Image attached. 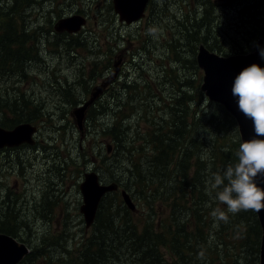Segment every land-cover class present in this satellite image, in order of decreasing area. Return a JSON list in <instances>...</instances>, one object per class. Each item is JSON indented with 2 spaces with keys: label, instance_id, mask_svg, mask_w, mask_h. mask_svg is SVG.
Segmentation results:
<instances>
[{
  "label": "trees",
  "instance_id": "1",
  "mask_svg": "<svg viewBox=\"0 0 264 264\" xmlns=\"http://www.w3.org/2000/svg\"><path fill=\"white\" fill-rule=\"evenodd\" d=\"M256 1L227 0V6L235 5L240 14L234 27L246 26L245 43L232 46L235 54L247 55L254 44L264 41V0ZM20 3L0 0L1 84L30 76L28 67L41 55L39 41L47 37V33H40L33 38L26 32L30 17L21 11ZM204 4L202 17L194 18V23L186 15L185 27L192 28L196 43L226 57L224 44L218 41L215 31L221 25L220 17L213 2L205 0ZM74 40L70 37V42ZM182 41L188 43L187 37ZM194 62V74L180 80L167 100L157 99L156 112L147 109V116L141 118L146 119L144 128L125 114H138L134 105L138 96H130L131 88L141 87L138 82L131 86L124 83L125 96L112 93L88 113L95 124L98 118L106 120L102 130L94 125L92 137L103 132L112 139L116 151L110 159L106 156L107 163L103 160L102 172L106 170L110 182L130 193L136 211L125 206L119 192L109 194L88 236L86 230L82 239L70 241L69 233L42 235L21 264H249V257L251 264H259L262 228L257 213L228 212L227 206L216 199L220 189L212 188L214 175H222L227 165L237 163L241 143L238 125L221 104L209 100L208 109L202 108L206 95L195 58ZM68 87L61 86L60 93L71 101L75 92L71 91L73 86ZM10 88L6 84L0 91V126L12 129L21 123L44 124L42 104L23 90L9 92ZM153 100L145 99L146 104ZM91 158L94 165L97 156ZM216 210L223 211L227 220L214 217ZM0 233L27 243L24 238L33 229L17 209L9 220H0Z\"/></svg>",
  "mask_w": 264,
  "mask_h": 264
},
{
  "label": "rangeland",
  "instance_id": "2",
  "mask_svg": "<svg viewBox=\"0 0 264 264\" xmlns=\"http://www.w3.org/2000/svg\"><path fill=\"white\" fill-rule=\"evenodd\" d=\"M208 1L214 3L216 13L220 17L221 25L216 26L215 31L218 41L224 44V50L228 55L225 58L237 56L232 46L245 43L243 33L246 26L234 27L240 21V14L227 6L229 5L227 0ZM204 2L205 0H151L145 17L139 22L127 25L119 21L120 17L115 13L112 1L55 0V9L64 5L73 10L86 12L84 16L88 17L89 23L74 35L55 32L54 36L52 32L54 25L63 18H59L56 14L55 19L46 16L30 18L32 27L42 26L51 31L47 37L45 35L41 37V58L28 67L30 76L27 79L0 83V91L6 84L12 87L9 92L23 90L30 97L36 98L42 104V109L44 108L45 123L35 125L42 128L35 139L37 148L31 149L32 146L23 144L26 147L14 148L5 154H0V213L2 214L0 220L10 219L15 212L11 206L20 205L21 217L28 221L33 229V233L24 238L29 247L32 245L35 247L37 238L42 235L55 236L69 233L68 241L71 238L82 239L86 228L80 216L83 202L80 201L79 183L84 181V174L88 170L97 171L103 182L112 183L111 175L106 170L102 172L101 169L103 160L107 163L116 153L112 139L103 135V132L92 137L94 125L101 129L106 120L98 118L99 123L95 124V121H91L88 116L85 138L81 139L71 112L88 101L94 88L104 84L113 74L118 61L116 57L122 52L125 74L119 75L117 81L113 85L111 83V88L108 89L109 86L105 91L118 94L120 97L125 96L124 83L131 86V83L138 82L140 88L130 89L131 97L138 96L134 102L138 114L130 111H126L125 114L135 125L138 123L144 128L146 119L141 118L147 116V109L156 112V100L161 98L167 100L174 94V86L179 85L180 80L189 77L191 73L194 74V58L197 60L199 49L203 45L196 43L194 31L191 30L192 28L186 29L185 26L187 16L191 23H194V18L202 17ZM241 6L238 5L237 8ZM188 30H191L190 34ZM51 37L55 39V51L52 50ZM70 37L75 40L70 42ZM186 37L188 43L182 41ZM77 39L80 40L78 43ZM175 40L178 43H174ZM170 41L173 43L171 44ZM61 44L63 46H60ZM256 47L257 44H254V50ZM96 51H101L103 55L96 54ZM104 56L107 69L102 79L98 73L99 65L96 63L102 61ZM92 64H96L93 67L97 74L96 84L94 87L81 88L83 85H88L86 70ZM198 69L204 77L203 70L200 67ZM53 74H55V82L51 83ZM61 76L68 79L71 86L77 87V93L71 101L66 100L68 95L53 90L60 82V86L68 84L65 80L60 79V82L57 80ZM152 98L154 100L146 104L145 99ZM99 99L95 105L106 102L105 96ZM72 104L76 105L72 106ZM30 108L33 111L36 109L33 106ZM128 118H125L124 123ZM91 156H97L94 165L91 164ZM55 165L58 170H55ZM104 167L105 164L102 168ZM52 181L57 182L59 189L65 192L64 195L62 192L56 193L65 201L60 198L54 200L51 194L44 198L43 194L52 188ZM6 195L11 196L9 211L2 210L4 206L1 198ZM53 200L57 202L56 206L55 204L53 206L54 212L58 215L57 221L47 219L50 212L46 210V205ZM66 212L71 216L64 221ZM89 232L85 235L88 236ZM73 243L74 241L72 245ZM248 262L252 263V257H249Z\"/></svg>",
  "mask_w": 264,
  "mask_h": 264
},
{
  "label": "water",
  "instance_id": "3",
  "mask_svg": "<svg viewBox=\"0 0 264 264\" xmlns=\"http://www.w3.org/2000/svg\"><path fill=\"white\" fill-rule=\"evenodd\" d=\"M151 0H113L114 10L120 17L119 21L127 25L139 22L145 17L146 9ZM118 17V18H119ZM87 25L85 16H73L60 19L55 25V32L58 34H77ZM264 49V41L260 40L254 52L244 55L240 54L225 58L217 53L211 52L204 45L200 47L197 55L198 67L204 72L202 91L208 99L221 104L236 119L241 136V143L255 137L253 122L248 119L239 109L238 97L232 94L235 78L247 67L253 64L264 68V58L260 50ZM123 61H116V70L107 78L101 86H97L91 93V98L83 105L75 108L71 115L75 120L77 129L84 137L87 114L91 106L104 95L106 88L113 84L119 77ZM38 128L30 123H21L11 130L0 127V148L19 147L23 144L35 145V135ZM264 139V137H257ZM259 187L264 188V176L256 180ZM83 196L81 213L84 216L86 231H89L95 224L100 205L109 194L120 190L117 183H103L99 174L87 172L85 179L80 185ZM125 206L131 211H136V205L130 193L126 190L120 191ZM262 228V242L260 253V264H264V210L257 213ZM30 247L19 241L17 238L0 233V264H21L30 254Z\"/></svg>",
  "mask_w": 264,
  "mask_h": 264
},
{
  "label": "clouds",
  "instance_id": "4",
  "mask_svg": "<svg viewBox=\"0 0 264 264\" xmlns=\"http://www.w3.org/2000/svg\"><path fill=\"white\" fill-rule=\"evenodd\" d=\"M260 55L264 58V49L260 50ZM232 94L239 98L240 111L253 122L255 137L240 143L237 163L227 165L222 175L215 174L212 188L220 189L216 199L227 206L228 212L237 214L241 210H252L260 213L264 210V188L259 187L256 180L264 176V139L257 137H264V68L256 64L245 68L235 78ZM208 104L205 96L202 108L208 109ZM213 216L227 220L220 210L214 211Z\"/></svg>",
  "mask_w": 264,
  "mask_h": 264
},
{
  "label": "flooded vegetation",
  "instance_id": "5",
  "mask_svg": "<svg viewBox=\"0 0 264 264\" xmlns=\"http://www.w3.org/2000/svg\"><path fill=\"white\" fill-rule=\"evenodd\" d=\"M109 1H112V0H109ZM112 4H113V2H112ZM111 7H112V5H111ZM232 7V10L233 9H235V7L234 6H231ZM20 8H21V11L27 16V17H30V18H33L34 16H46V17H53L54 19H55V14L57 15V16H60V17H71V16H78V15H82V16H84V14L86 13L85 11H83V10H73V9H70L69 7H67V6H64V5H61V6H58L56 9H55V0H21V3H20ZM87 17V16H86ZM88 18V17H87ZM29 21H30V19H29ZM88 21H89V19H88ZM26 32L27 33H30V36H32L33 38H35V37H37V35H39L40 33H47V34H50L51 33V31L48 29H45L44 27H42V26H31V24H30V26H28V27H26ZM52 32H53V34H54V36H55V25H54V27H53V30H52ZM51 40H52V50L53 51H55V39L54 38H52L51 37ZM39 50H40V53H42V49L41 48H39ZM96 54H98V55H100V54H102V52L101 51H96ZM107 54H109V53H107ZM103 55V54H102ZM40 58H41V55H40ZM123 58V54H122V52L120 53V55H118L117 57H116V59L117 60H119V59H122ZM122 61H123V64L122 65H124L125 63H124V59H122ZM115 63V62H114ZM97 65H99V68H100V72H98V73H100V75H101V78L103 79V77H105V74H106V69H107V67H105V56H104V59L102 60V61H97V63H96ZM96 64H92L87 70H86V72H87V74H88V86H91V87H94V85L96 84V71L93 69V67H94V65H96ZM123 71V72H122ZM112 72H113V70H112ZM111 72V73H112ZM124 74H125V71L123 70V66H122V68H121V72H120V74L119 75H123L124 76ZM60 79L61 80H65L68 84L65 86V88L66 89H68L69 87V85H70V83H69V81H68V79H66L65 77H59L57 80L60 82ZM51 83H54L55 82V74H53L52 75V77H51ZM117 81V80H116ZM61 83V82H60ZM60 83L58 84V86L56 87V89H53L54 90V92H55V90H56V92L57 93H60V91L61 90H63L62 88H61V86H60ZM115 83V82H114ZM113 85V84H112ZM111 85V86H112ZM111 86L108 88V89H110L111 88ZM81 88H84V86L83 87H81ZM107 89V90H108ZM76 90H77V87L76 86H73L72 87V89H71V91H74L75 92V95H76ZM91 92V91H90ZM110 94H112V93H110V92H105V98L107 97V96H109ZM103 96V97H104ZM100 100V99H99ZM99 100H97V101H99ZM96 101V102H97ZM95 102V103H96ZM95 103L93 104V106H91V108L90 109H92L93 107H96L98 104H96L95 105ZM72 106H74V104H72ZM90 109H89V111H90ZM2 128H4V127H2ZM5 129H7V128H5ZM13 129V128H12ZM8 130H11V129H8ZM40 132V131H39ZM37 137V136H36ZM36 145H38L37 144V142H36V144L33 146V145H30V146H32L31 147V149L32 148H37V146ZM23 147H26L25 145H21V146H19V147H13V148H9V147H6V148H2V149H0V154H5V153H7L8 151H10V150H12V149H14V148H23ZM55 170H58V168H57V165H55ZM87 172H91V170H88ZM87 172H85V174L87 173ZM85 174H84V179H85ZM102 179V178H101ZM83 182H80L79 184L81 185ZM51 184H52V188H51V190L49 191V192H45L44 194H43V196H44V198H46L49 194H51L53 197H54V200L55 199H57V198H60V199H63V198H61V197H58V195L56 194V193H58V192H62L60 189H59V187L56 185L57 184V182H55V181H52L51 182ZM80 185H79V193H80V201L81 202H83V196H82V193H81V190H80ZM62 194L64 195L65 194V192H62ZM11 199V196H9V195H6L5 197H2L1 198V203H3V209L2 210H4V211H6L5 209H7L8 211H9V200ZM52 201V202H48L47 203V205L49 206V208H48V212H50L49 213V216L47 217V219L49 220V221H57L58 220V215H56V213L54 212L55 210H54V208H53V206H54V204H55V206H56V204H57V202H55V201ZM64 201H65V199H63ZM65 207H66V205H64ZM17 207V208H16ZM68 208V203H67V207H66V209ZM11 209V208H10ZM15 212H14V214L17 212V209H19L20 210V215H21V207H20V205H17V206H15ZM2 214L0 213V216H1ZM71 216V214L70 213H68V212H66V218H65V220L64 221H66L67 220V218L68 217H70ZM80 216L82 217V219H83V221H85V219H84V216L82 215V213H81V208H80ZM97 217H98V214H97ZM2 220V219H1ZM5 220H9V219H5ZM96 220H97V218H96Z\"/></svg>",
  "mask_w": 264,
  "mask_h": 264
},
{
  "label": "bare ground",
  "instance_id": "6",
  "mask_svg": "<svg viewBox=\"0 0 264 264\" xmlns=\"http://www.w3.org/2000/svg\"><path fill=\"white\" fill-rule=\"evenodd\" d=\"M237 122V121H236ZM237 125H238V123H237Z\"/></svg>",
  "mask_w": 264,
  "mask_h": 264
}]
</instances>
